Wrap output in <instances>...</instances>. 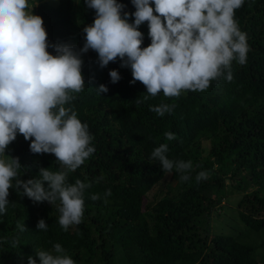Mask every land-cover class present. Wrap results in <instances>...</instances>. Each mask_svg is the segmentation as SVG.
<instances>
[{
  "label": "trees",
  "instance_id": "1",
  "mask_svg": "<svg viewBox=\"0 0 264 264\" xmlns=\"http://www.w3.org/2000/svg\"><path fill=\"white\" fill-rule=\"evenodd\" d=\"M117 3L125 5L124 12L135 11L131 0ZM28 4L26 11L42 18L50 44L83 47L82 30L95 17L85 0ZM133 19L130 15L128 22ZM234 20L246 33V63L231 62V81L225 72L206 90L182 91L179 97L160 92L143 100L146 89L139 81L130 84L131 70L119 59L102 68L93 50L81 54L85 87L66 105L87 124L95 149L67 177L68 183L91 184L81 223L64 231L59 202H33L10 188L7 211L0 214V264H28L29 256L39 264L35 252L51 251L56 243L76 264H264V0H244ZM138 30L144 35L141 48L148 46L147 22ZM47 51L56 54L51 47ZM113 69L120 75L116 83L108 75ZM101 84L107 93L98 94ZM161 103L175 107L163 116L150 111ZM166 132L176 139L167 140ZM29 143L17 134L5 152L19 158V179L39 178L40 168L61 170L54 155L33 154ZM160 144H167L170 160L192 162L188 181L151 159ZM201 171L207 178L197 181ZM92 194L100 198L94 201ZM231 196L230 226H223L215 216ZM40 219L47 231L36 228ZM18 223L26 230L19 231Z\"/></svg>",
  "mask_w": 264,
  "mask_h": 264
},
{
  "label": "clouds",
  "instance_id": "2",
  "mask_svg": "<svg viewBox=\"0 0 264 264\" xmlns=\"http://www.w3.org/2000/svg\"><path fill=\"white\" fill-rule=\"evenodd\" d=\"M135 11L124 12L117 0H85L95 11L91 25L83 28V47L76 50L65 43L50 44L43 20L26 11L28 0H0V214L7 211L9 189L33 202L58 204V223L67 231L81 223L85 190L90 183L67 177L94 153L93 137L87 124L81 123L69 105L73 94L84 90L81 54L93 50L100 67L121 61L130 68L132 80L139 81L146 93L143 100L162 92L165 97H179L182 91H204L210 81L224 76L231 81V62L246 63L249 51L246 33L240 31L234 12L244 0H131ZM150 5H154L150 6ZM154 13H156L154 15ZM134 17L129 23V16ZM147 22L150 44L141 48L144 35L139 27ZM51 47L55 55L47 49ZM110 81L120 79L117 70L108 73ZM98 94L107 93L101 84ZM142 101L137 100V103ZM175 105L161 103L150 107L158 116L171 113ZM17 134L30 141L33 154H52L60 171L40 168L39 178L21 180L18 157L5 155ZM167 140L176 139L166 132ZM167 144L151 152L163 171L173 168L181 173V182L188 181L191 161L170 160L165 155ZM201 171L196 180L207 178ZM102 177L97 178L99 182ZM47 183V188L44 184ZM111 191L105 192L110 196ZM92 194L90 199H99ZM26 230L24 224L17 225ZM44 219L36 228L47 231ZM16 243H13V247ZM39 264H76L59 243L51 251L37 250ZM28 264H37L32 256Z\"/></svg>",
  "mask_w": 264,
  "mask_h": 264
},
{
  "label": "rangeland",
  "instance_id": "3",
  "mask_svg": "<svg viewBox=\"0 0 264 264\" xmlns=\"http://www.w3.org/2000/svg\"><path fill=\"white\" fill-rule=\"evenodd\" d=\"M50 2H52V1H50ZM28 11H31V9H29ZM168 179L166 178L165 180H162V182H168L167 181ZM157 187H158V189L159 188H165L163 185H157ZM151 198V196H148V198H144V201H147L148 199H150ZM232 198H234L233 196H231L230 197V203H228V204H224L223 206L224 207H226V209L225 210H223V212H222V214L220 215V216H215V219L221 224V225H225V226H228L229 225V222H231V220H230V218H231V211L227 208V207H233V204H232ZM237 201V200H236ZM227 219V220H226ZM217 221H215L214 222V224L215 223H218ZM232 222L234 223V224H236V223H238L239 224V226L243 229V224L242 223H240L239 221H235V219L234 220H232ZM214 224H212V226H213V231H217V229L214 227ZM230 226V225H229Z\"/></svg>",
  "mask_w": 264,
  "mask_h": 264
}]
</instances>
